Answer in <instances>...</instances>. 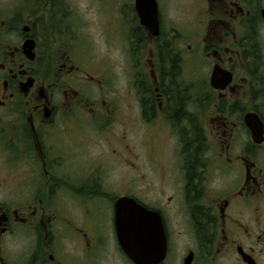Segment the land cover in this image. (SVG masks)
Returning <instances> with one entry per match:
<instances>
[{
	"label": "flooded vegetation",
	"instance_id": "af4514ba",
	"mask_svg": "<svg viewBox=\"0 0 264 264\" xmlns=\"http://www.w3.org/2000/svg\"><path fill=\"white\" fill-rule=\"evenodd\" d=\"M158 2L161 33L154 38L141 24L136 0L131 6L135 29L154 45L156 60L140 102L146 120L161 114L176 127L182 148L173 179L161 182L149 202L132 194L113 200L103 182L90 179L99 172L93 165L87 170L76 165L75 174L72 167L68 170L59 149H53L59 107L50 48L43 46L47 36L41 33H50V1L0 0V173L7 168L16 174V186L6 192L13 196L11 203L4 202L0 175V264H111V251L122 264H135L117 236L115 203L123 196L136 198L161 217L166 251L156 264H264V0H188L184 23L203 31L204 54L212 65L202 104L206 119L185 111L184 100L172 101L166 94L169 81L158 52L170 46L178 59L177 37L182 34L165 32ZM30 39L33 57L25 46ZM217 65L223 69L216 79L219 87L212 82ZM61 70L85 72L87 86L93 85V75L80 66L66 61ZM178 75L174 87L179 88ZM72 94L80 96L82 107L89 99L84 90L74 88ZM182 118L187 133L180 129ZM248 120L255 123V132ZM58 190L77 201L79 214L68 213L63 198L54 193ZM102 198L109 199L112 227L96 214ZM9 236L17 247L12 258L5 251Z\"/></svg>",
	"mask_w": 264,
	"mask_h": 264
},
{
	"label": "rangeland",
	"instance_id": "374dc122",
	"mask_svg": "<svg viewBox=\"0 0 264 264\" xmlns=\"http://www.w3.org/2000/svg\"><path fill=\"white\" fill-rule=\"evenodd\" d=\"M49 1L46 11L51 29L49 35L43 30L41 33L47 36L42 39L43 46L50 48L51 82L59 107L58 135L54 137L53 133L52 139L56 140L53 149H59L66 167L68 170L72 167L74 174L76 165L83 170L92 165L97 167L98 174L90 179L103 182L104 190L111 191L113 200L132 194L152 202L156 187L173 179V165L182 140L175 132L176 127L161 114L149 121L144 118L140 96L147 84L145 78L155 74L156 60L152 43L145 47L143 58H140L142 48L139 55L134 56L132 40L136 21L131 6L135 0H55L56 4ZM159 1L165 32L170 36L182 34L176 44L181 68L177 79L187 90L181 88L180 91L188 106L185 111L206 119L208 113L202 104L206 100L212 65L204 54L203 31L184 23L189 16L188 0ZM66 61L89 71L94 78L93 85L87 86L85 72L75 70L68 74L61 70ZM57 76H62L60 82ZM74 88L84 90L89 96L83 107L78 103L80 96L72 94ZM186 122L183 118L178 122L180 129L187 126ZM84 123L87 130H83ZM72 173L68 174L74 176ZM0 175L4 181V202L11 203L13 196L6 192L16 186L13 183L16 174L4 168ZM147 186L148 195L145 194ZM54 193L63 198L68 213L81 212L77 201L69 199L70 195L63 190ZM108 200L102 198V209L97 208L96 214L101 221L110 224ZM5 248L7 255L14 257L17 247L11 236ZM111 264H122L117 252L111 251Z\"/></svg>",
	"mask_w": 264,
	"mask_h": 264
},
{
	"label": "water",
	"instance_id": "95a60500",
	"mask_svg": "<svg viewBox=\"0 0 264 264\" xmlns=\"http://www.w3.org/2000/svg\"><path fill=\"white\" fill-rule=\"evenodd\" d=\"M136 9L141 24L151 37H158L161 33L158 0H136ZM25 46L32 51L33 57L34 40H28ZM222 72L217 65L212 77L215 87H219L216 79ZM248 123L255 132V123L250 120ZM115 222L119 243L135 264H156L164 258L165 234L158 212L145 207L134 197L123 196L115 203Z\"/></svg>",
	"mask_w": 264,
	"mask_h": 264
},
{
	"label": "trees",
	"instance_id": "16d2710c",
	"mask_svg": "<svg viewBox=\"0 0 264 264\" xmlns=\"http://www.w3.org/2000/svg\"><path fill=\"white\" fill-rule=\"evenodd\" d=\"M149 43V40L142 34L140 31V28H136L134 31V36L132 40V46H133V53L135 55H139V51L142 48V50L147 46ZM159 55V65L162 69L163 77L165 81H169V83L166 85V94H168V97L172 101H180L183 100L182 96L180 95L181 88H183V84H180L179 88L178 86H175V76L180 72V57L177 59L175 57L172 47L164 45L163 48L159 49L158 52ZM142 54V51H141ZM136 57V56H135ZM145 84V82H144ZM182 116V115H181ZM180 116V117H181ZM194 121V120H192ZM187 133V128H182V132Z\"/></svg>",
	"mask_w": 264,
	"mask_h": 264
}]
</instances>
